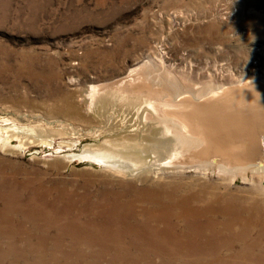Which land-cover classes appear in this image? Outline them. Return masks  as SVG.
Instances as JSON below:
<instances>
[{"label":"rangeland","instance_id":"374dc122","mask_svg":"<svg viewBox=\"0 0 264 264\" xmlns=\"http://www.w3.org/2000/svg\"><path fill=\"white\" fill-rule=\"evenodd\" d=\"M145 62L144 83L184 90L178 99L262 82L264 0H0V264H124L84 231L114 192L136 195L133 186L242 196L259 186L264 195L251 173L187 169L135 181L89 156L113 130L108 113L78 104L82 88L98 82L109 96Z\"/></svg>","mask_w":264,"mask_h":264},{"label":"bare ground","instance_id":"6f19581e","mask_svg":"<svg viewBox=\"0 0 264 264\" xmlns=\"http://www.w3.org/2000/svg\"><path fill=\"white\" fill-rule=\"evenodd\" d=\"M147 64L132 69L129 79L109 96L101 94L98 82L82 88L78 104L100 116L108 113L106 129L113 130L89 156L135 181L194 169L218 170L245 180L251 173L260 185L264 80L229 87L212 84L178 99L184 90L175 93L144 83L142 70ZM178 185L133 186L137 194L127 200L126 193L114 192L95 224L85 229L86 237L110 249L113 261L124 264L154 259L168 264H264V195L258 194L259 186L256 194L242 196ZM220 223L227 231L217 228Z\"/></svg>","mask_w":264,"mask_h":264}]
</instances>
